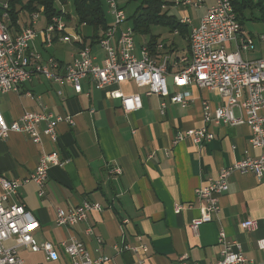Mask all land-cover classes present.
<instances>
[{
  "label": "crops",
  "instance_id": "1",
  "mask_svg": "<svg viewBox=\"0 0 264 264\" xmlns=\"http://www.w3.org/2000/svg\"><path fill=\"white\" fill-rule=\"evenodd\" d=\"M204 2V7L195 9L193 17L186 15L191 24L199 23L205 6L213 0ZM105 15L108 16L106 11ZM67 25L66 34L75 31L81 42L90 45L101 58V49L91 38V27L82 25L91 32L84 35L82 26L77 27L75 21H67ZM241 27V34L253 45L251 50L241 53L242 57L247 60L263 57L259 50L256 51L259 55L246 54L255 51L261 42L257 35L246 36ZM102 32L99 30L98 34ZM175 35L178 36L177 31L173 32ZM178 37L183 46L179 49V40L173 37L177 47L170 50L172 73L179 68L174 65V59L189 55L188 36ZM34 46L44 64L49 56L68 63L79 48L72 40L55 41L50 49L44 50L39 35ZM228 50H234L232 43ZM161 52L157 50L152 56L158 60ZM58 72L62 73L63 69ZM168 84L170 91L178 90L170 77ZM114 90L140 94L142 107L125 113L120 99L108 95ZM180 90L190 93L186 105L171 103L165 98L163 113L159 110L162 98L146 96L145 88L132 82L96 88L89 78H83L81 92L77 93L65 81L53 82L38 75L21 84L18 92L0 93V114L6 122L17 120L25 111H51L57 116H71L73 120L71 124L66 121L57 124L55 142L45 135H41L40 142H33L31 135L17 132H10L0 140V176L19 183L11 200L22 203L37 219L35 239L38 243L52 242L57 254L52 260L42 250L32 252L20 247L17 253L24 264H69L58 244L71 239L82 241L92 256H107L109 260L105 264H213L219 258L220 229L240 243L248 259L256 262L262 259L257 242L264 237V187L252 174L231 173L227 177V190L219 195V210L213 220L201 224L197 234L190 231L189 225L199 215L201 205L195 189L216 178L233 161L244 158L247 150L251 156L258 155L259 150L249 148L250 129L245 124L211 122L208 127L214 136L202 145L189 138L173 144L177 130L204 125L203 102L212 108L221 105L219 94L213 90L194 84ZM25 91L37 98L26 96ZM43 128V124L38 125L39 132ZM51 151H56L64 164L48 169L43 194L39 196L30 175L43 152ZM115 167L120 173L112 171ZM85 200L98 203L101 209L88 212L84 220L73 226L56 224L57 207L73 208ZM177 204L183 206L179 212L174 210ZM247 219L256 220L257 228L243 229L241 223ZM125 244H143L146 250L133 252L123 249ZM182 256H185L183 261Z\"/></svg>",
  "mask_w": 264,
  "mask_h": 264
},
{
  "label": "built area",
  "instance_id": "2",
  "mask_svg": "<svg viewBox=\"0 0 264 264\" xmlns=\"http://www.w3.org/2000/svg\"><path fill=\"white\" fill-rule=\"evenodd\" d=\"M173 3L175 6L192 9L205 5L204 0H173ZM55 4L60 15H55L50 22L37 28L41 18L40 11H32L25 19L12 20L8 0H0V93L18 92L21 84L38 75L53 82L65 81L77 93L81 92L83 78H89L96 88L132 82L137 87L145 88L146 96L156 95L162 98L159 110L163 113L165 98L171 103L186 105L190 93L180 90L182 88L194 84L199 88L213 90L219 94L221 105L212 108L207 102H203L204 125L186 131L177 130L172 143L189 138L193 143L202 145L214 136L208 127L211 122L231 126L245 124L250 129L249 148L258 149L259 154L251 156L247 150L244 158L233 161L222 168L216 178L195 189L201 205L199 215L189 225L190 231L197 234L201 224L213 220L219 210V195L227 190V177L231 173L252 174L264 187V57L253 60L242 57L241 53L251 50L253 45L241 34L242 27L231 0H213L211 5L205 6L197 25L191 24L188 16H182L180 22L189 26V55L174 59V65L179 68L173 73L169 68L172 54L162 43L156 45L157 50H162L158 60L149 53L145 45L137 46L135 32L130 24H126L127 17L119 0H105L106 14L112 20L96 41L101 49V58L92 51L90 45H84L78 48L68 63H60L54 56H49L44 64L40 51L34 46L37 35L40 36V44L44 50L50 49L55 41L67 43L73 40L81 43L75 31L71 35L65 33L68 27L65 15L74 16L70 0L66 3L55 0ZM257 38L264 43V34H257ZM231 43L234 50H228ZM59 69H63V72H58ZM169 77L177 91H170ZM56 93L61 94V91L57 90ZM24 94L32 99L37 98L30 91H25ZM108 95L120 99L125 113L142 107L138 93L124 94L114 90ZM236 110L238 114L235 113ZM60 121L70 124L73 122L71 116L61 117L51 111H25L11 122H6L0 114V140L10 132H17L31 135L33 142H40L41 135L55 142L56 126ZM39 124L44 125L41 132L38 131ZM63 164L56 151L43 152L30 175V179L38 187L39 196L43 194L48 169ZM112 171L120 173L118 167ZM18 187L17 180L0 176V264H24L17 253L20 247L32 252L42 250L48 259L55 260L57 254L54 244L49 241L38 243L33 235L39 227L37 219L22 203L11 200ZM182 208L181 204H177L174 210L179 212ZM100 209L98 203L86 200L73 208L57 207L55 221L59 226H73L84 220L88 212ZM241 227L248 231L254 230L257 222L247 219L241 223ZM217 242L220 245L219 258L213 264H264V237L257 242L258 250L262 253V259L257 262L248 259L243 254L240 243L228 238L222 229L218 231ZM58 245L67 255L69 264H105L109 260L104 255L92 256L84 243L77 239L69 242L64 240ZM123 249L144 252L146 246L125 244ZM184 257H181L182 261Z\"/></svg>",
  "mask_w": 264,
  "mask_h": 264
},
{
  "label": "trees",
  "instance_id": "3",
  "mask_svg": "<svg viewBox=\"0 0 264 264\" xmlns=\"http://www.w3.org/2000/svg\"><path fill=\"white\" fill-rule=\"evenodd\" d=\"M67 0H61L66 3ZM133 1L127 0L126 3ZM12 20L17 18L25 19L32 11H40L43 25L50 22L52 17L60 15V10L56 7L55 0H8ZM74 18L70 14L65 15V20L75 21L77 27L83 24L93 30L92 41L96 42L100 36L99 30L104 31L108 27V19L105 15L104 0H70ZM236 16L243 25L246 19L261 20L264 22V0H231ZM161 0H139V5L134 9L130 19V24L135 35L148 36L146 41L141 44L145 45L150 54L157 52L156 45L162 43L165 48L170 50L176 49V42L173 38L163 39L160 33H152V26H167L169 32L177 31L178 36H188V26L177 21L173 15L162 13ZM125 5L120 7L123 9ZM258 12L255 16L254 13ZM248 14L250 15L248 17ZM127 20V18H126ZM86 38H84L85 40ZM79 47L84 46L85 42H76Z\"/></svg>",
  "mask_w": 264,
  "mask_h": 264
},
{
  "label": "rangeland",
  "instance_id": "4",
  "mask_svg": "<svg viewBox=\"0 0 264 264\" xmlns=\"http://www.w3.org/2000/svg\"><path fill=\"white\" fill-rule=\"evenodd\" d=\"M127 0H119L120 5H125L123 7L124 13L127 17V22H130V19H128L134 9H136V7L139 5V0H133L130 1L128 3H126ZM163 1L162 3V13L166 12L168 15H173L177 21H180V19L182 18V16L184 15H189L190 17H193L194 12H196L197 10L192 9V8H185L183 6H175L173 3V0H161ZM208 3L212 2V0H207ZM104 8L106 9V4H105V0H104ZM255 16L258 15V12L254 13ZM250 15L248 14V17ZM107 19L109 22H111L112 17L111 16H107ZM43 25V20L42 18H40L38 24H37V28H40L39 26ZM152 33H160V37L163 39H171V38H175L177 41L179 40L178 36H173V33L169 32V29L167 26H152L151 27ZM82 31L83 34L86 35L87 33H91L90 29L88 27L82 26ZM243 32L246 36H249V34H264V22L261 20H253V19H246L243 22ZM148 36H141V35H134V39L137 42V46H139V42L146 40ZM179 49L182 48L183 44L181 43V41L179 40ZM255 44L258 42L257 40L254 41ZM259 50V54L260 56L264 57V43H261V45L257 46V49H255V51H251L248 52L246 54L249 55H259L256 51ZM251 53V54H250Z\"/></svg>",
  "mask_w": 264,
  "mask_h": 264
}]
</instances>
